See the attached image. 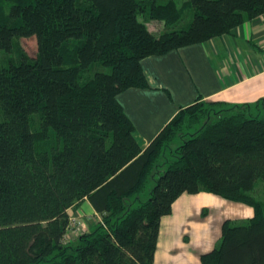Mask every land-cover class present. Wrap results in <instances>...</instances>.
Wrapping results in <instances>:
<instances>
[{"label":"trees","instance_id":"1","mask_svg":"<svg viewBox=\"0 0 264 264\" xmlns=\"http://www.w3.org/2000/svg\"><path fill=\"white\" fill-rule=\"evenodd\" d=\"M263 13L264 0H0V264H154L161 218L201 191L254 210L224 221L201 264H264V100L198 99L145 148L118 97L149 86L145 57ZM32 36L37 54L12 57ZM84 200L103 220L67 241Z\"/></svg>","mask_w":264,"mask_h":264},{"label":"crops","instance_id":"2","mask_svg":"<svg viewBox=\"0 0 264 264\" xmlns=\"http://www.w3.org/2000/svg\"><path fill=\"white\" fill-rule=\"evenodd\" d=\"M142 66L149 86L129 88L118 97L145 148L181 107L198 99L258 111L255 105L264 100V13L205 42L145 57ZM227 201L207 191L182 193L161 218L154 264H201L202 255L220 243L224 218L215 211ZM82 205L87 215L96 214L88 200L72 211Z\"/></svg>","mask_w":264,"mask_h":264},{"label":"rangeland","instance_id":"3","mask_svg":"<svg viewBox=\"0 0 264 264\" xmlns=\"http://www.w3.org/2000/svg\"><path fill=\"white\" fill-rule=\"evenodd\" d=\"M163 1H165V0H163ZM177 1L182 2L183 0H177ZM162 25H164V22H161L159 20L150 22V26L154 30H159ZM14 49L15 50L11 55L12 57H16L22 51L27 52L30 56H35L37 54V49H38L36 38L34 36H32V37H24V38L18 39L15 43ZM177 144L178 143L175 142V144L172 146L175 147V146H177ZM155 182H156V177H155V179H153L152 182H150L148 184L146 194L144 195L143 198H146L150 194V190L153 187V185L155 184ZM263 187H264V181L262 180L260 183H258L255 186V189L253 190V192L256 191V192H258L257 194L259 195V192H262ZM218 206H219V208H217L215 212L218 215L223 214L222 217L224 218V221L227 219H230L235 224H242V223H245L246 221H248V219L250 218V216H249L250 211L248 209V208H250V206L246 203L229 200V201H227L226 207H220V205H218ZM86 210H87L86 206L82 205L81 210H79V211L74 210L71 212V225H72V227L70 226V230L67 233V236H66L67 241L74 240L75 238L78 237L79 233L82 231H84V232L88 231L89 230L88 228H89V226H91L92 223H94L96 221L103 220V215L101 213L96 211V214L94 212L93 214H91L93 216H90V214L89 215L86 214V213H88ZM224 214L226 216H224ZM224 221H223V223H224Z\"/></svg>","mask_w":264,"mask_h":264}]
</instances>
